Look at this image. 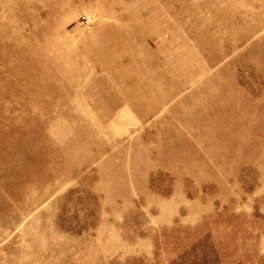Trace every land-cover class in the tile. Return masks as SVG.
<instances>
[{"label":"rangeland","instance_id":"374dc122","mask_svg":"<svg viewBox=\"0 0 264 264\" xmlns=\"http://www.w3.org/2000/svg\"><path fill=\"white\" fill-rule=\"evenodd\" d=\"M0 264H264V0H0Z\"/></svg>","mask_w":264,"mask_h":264}]
</instances>
